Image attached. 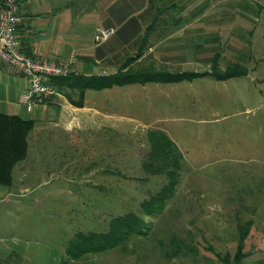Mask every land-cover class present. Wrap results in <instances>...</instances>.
Returning a JSON list of instances; mask_svg holds the SVG:
<instances>
[{
    "label": "rangeland",
    "instance_id": "rangeland-1",
    "mask_svg": "<svg viewBox=\"0 0 264 264\" xmlns=\"http://www.w3.org/2000/svg\"><path fill=\"white\" fill-rule=\"evenodd\" d=\"M153 1L163 12L146 28L153 29L146 47L118 36L108 43L118 52L100 64L108 75L132 62L137 82L87 91L88 107L107 117L86 111L79 125L75 120L68 127L65 119L35 124L12 193L0 199V235L16 229L29 245L53 253L46 247L58 251L74 237L106 232L113 218L135 212L148 223L144 234L132 238L126 253L111 250L93 259L264 264V0ZM71 62L70 74L76 60ZM215 62V72H240L220 79L209 71ZM154 71L185 79L146 81ZM157 130L174 142L181 172L165 208L145 216L141 204L168 181L144 173L149 133ZM92 162L95 173L85 172ZM108 167L112 175L101 174ZM248 220L254 226L239 261L238 225Z\"/></svg>",
    "mask_w": 264,
    "mask_h": 264
},
{
    "label": "crops",
    "instance_id": "crops-1",
    "mask_svg": "<svg viewBox=\"0 0 264 264\" xmlns=\"http://www.w3.org/2000/svg\"><path fill=\"white\" fill-rule=\"evenodd\" d=\"M156 6L153 0H34V3L33 0H20L21 23L18 32L22 50L30 56L47 61L67 63L74 59L73 75H105L100 64L119 49L108 43L114 42L119 36L131 38L132 42L138 40L135 48L143 47L144 33L157 13ZM181 17L186 20L182 15ZM99 28L114 29L116 33L97 44L95 36ZM58 85L57 95L37 99L35 107L29 110V85L26 78L0 61V113L32 119L35 124L49 120L58 123L57 121L65 119L68 127L75 120L79 125L80 115L86 111H93L96 117H107L100 109L88 107L87 91L92 89H87L81 100L79 91L73 85ZM79 102L83 104H77ZM27 113H33L34 118L27 117ZM85 118L83 116V120ZM115 126L117 129L118 126ZM95 165L92 162L89 171L85 172L95 173ZM107 171L112 170L107 168L101 174H106ZM103 183L106 187L105 181ZM13 185L14 180L11 186L0 185V199L9 197ZM9 215L11 218L12 215L7 213ZM20 216L22 218V214ZM12 226L19 227L15 224ZM76 240L74 237L68 241L67 247L59 248L58 251L47 246V249L53 251L51 253L43 249L45 247L29 245L19 231L14 229L7 236L0 235V264H87V259L92 264H100L93 256L106 252L84 253L76 257V249L73 247Z\"/></svg>",
    "mask_w": 264,
    "mask_h": 264
},
{
    "label": "trees",
    "instance_id": "trees-1",
    "mask_svg": "<svg viewBox=\"0 0 264 264\" xmlns=\"http://www.w3.org/2000/svg\"><path fill=\"white\" fill-rule=\"evenodd\" d=\"M176 4V2H175ZM158 5V4H156ZM157 13L154 14L150 21V25H156L158 19L163 12V9L156 6ZM169 9L176 8L175 5L168 7ZM146 31L144 34V43L146 39L152 33ZM148 35V36H147ZM217 62L211 67L214 75L220 79H228L239 72L236 70L222 71L221 73L215 72ZM132 62L125 63L118 72L108 75H93L82 76L72 75L61 76L53 80L52 85L56 87L58 84L61 86L64 84H71L80 93L81 100L87 89L101 90L106 88H113L114 86H122L137 82V75L134 71H130ZM129 72V74H128ZM208 73V71H206ZM164 75L163 71H154L150 74L146 81H162L173 82L185 79V75H172L169 77L161 78ZM64 83V84H63ZM59 86V85H58ZM82 105V102L77 103ZM35 121L30 119H24L19 115H8L0 113V185L11 186L14 180V169L21 161L25 160L29 153V134L34 129ZM149 145L150 151L144 160V173L146 175H165L168 178L167 183L162 189L151 196L149 200H145L141 204V210L145 216H154L165 208L166 203L173 198L177 187L179 186V159L181 155L174 147V142L167 136L165 131L157 130L149 133ZM112 170L110 167H108ZM112 172L107 171L106 174ZM122 180H124L122 178ZM146 219L135 212H129L125 215H120L113 218L110 221V226L106 232L91 233L89 236L81 235L77 237L75 245L76 257L83 255L84 253L97 254L101 252H108L111 250H121L123 252L128 251V246L135 236H141L143 230L147 228ZM254 226L253 220H248L245 224H239L240 240L238 243L239 251L236 257L239 261L245 256L243 247L246 239L249 237L252 227ZM176 258V257H175ZM174 257L172 259H175Z\"/></svg>",
    "mask_w": 264,
    "mask_h": 264
},
{
    "label": "built area",
    "instance_id": "built-area-1",
    "mask_svg": "<svg viewBox=\"0 0 264 264\" xmlns=\"http://www.w3.org/2000/svg\"><path fill=\"white\" fill-rule=\"evenodd\" d=\"M19 13L20 0H0V61L26 78L29 85L27 108L32 110L37 99L58 94L52 82L70 74L73 62L47 61L26 54L18 32L21 23ZM114 31L99 28L96 42L106 41Z\"/></svg>",
    "mask_w": 264,
    "mask_h": 264
},
{
    "label": "water",
    "instance_id": "water-1",
    "mask_svg": "<svg viewBox=\"0 0 264 264\" xmlns=\"http://www.w3.org/2000/svg\"><path fill=\"white\" fill-rule=\"evenodd\" d=\"M148 31L150 30V27H148V29H147ZM213 66V65H212ZM209 71H212V69H209ZM206 71H201V73H205Z\"/></svg>",
    "mask_w": 264,
    "mask_h": 264
}]
</instances>
